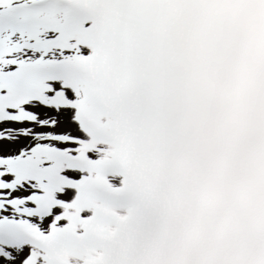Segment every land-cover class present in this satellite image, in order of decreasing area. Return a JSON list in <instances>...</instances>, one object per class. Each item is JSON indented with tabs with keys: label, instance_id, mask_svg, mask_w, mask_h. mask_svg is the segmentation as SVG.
<instances>
[{
	"label": "snow or ice",
	"instance_id": "snow-or-ice-1",
	"mask_svg": "<svg viewBox=\"0 0 264 264\" xmlns=\"http://www.w3.org/2000/svg\"><path fill=\"white\" fill-rule=\"evenodd\" d=\"M0 264H264V0H0Z\"/></svg>",
	"mask_w": 264,
	"mask_h": 264
}]
</instances>
